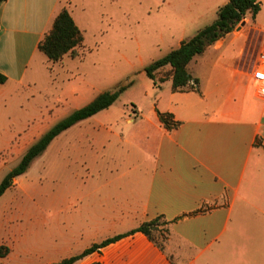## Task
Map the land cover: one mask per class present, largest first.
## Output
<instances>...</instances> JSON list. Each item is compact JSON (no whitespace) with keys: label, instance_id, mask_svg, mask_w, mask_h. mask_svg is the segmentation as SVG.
I'll use <instances>...</instances> for the list:
<instances>
[{"label":"crops","instance_id":"0c3cea01","mask_svg":"<svg viewBox=\"0 0 264 264\" xmlns=\"http://www.w3.org/2000/svg\"><path fill=\"white\" fill-rule=\"evenodd\" d=\"M259 1L256 17L248 14L189 64L199 92L174 91L171 80L155 85L159 111L172 114L178 129L169 132L158 115L147 119L136 110L138 132L125 138L104 127L99 113L52 142L64 155L66 145L55 142L71 134L80 158L69 156V146L67 158H55L51 193L33 184L17 190L20 198L35 197V205L11 204V190L0 199V248L10 250L0 264H57L159 216L170 222L164 250L136 233L74 264H264V95L253 78L264 48ZM229 2L163 0L159 11L171 14L162 16L163 28L180 38V47ZM64 8L63 0H7L1 6L0 73L8 81L0 84V118L12 115V102L21 96L9 86H23L39 44ZM31 108L18 114L22 129L38 115ZM90 120L98 125L77 128ZM11 128H0L1 149L15 140ZM113 137L122 157L110 151Z\"/></svg>","mask_w":264,"mask_h":264},{"label":"rangeland","instance_id":"374dc122","mask_svg":"<svg viewBox=\"0 0 264 264\" xmlns=\"http://www.w3.org/2000/svg\"><path fill=\"white\" fill-rule=\"evenodd\" d=\"M162 1L63 0V6L69 7L83 32L84 44L78 49L77 57L67 55L58 63L51 62L38 51L32 59L23 86L16 88L10 84L11 93L21 97L12 102V115L0 118V128L6 126L8 130L11 125L15 138L9 149L0 148V184L19 165L28 146L102 92L115 90L135 81L110 109L97 117L104 127L107 126L113 132L123 134V131L125 138H131L138 132V122L142 120L136 110L147 119L158 115L161 95L158 87L155 88L154 82L147 77L145 69L178 49L180 42V38L163 28L162 16H167L168 13L159 11ZM50 31L51 29L45 36ZM167 71L168 69H164L158 77H166ZM168 87L169 85H164V88ZM32 105L38 115L29 118L26 128L22 129L23 124L18 114L21 115L24 111L32 113ZM131 120L135 122L131 123ZM92 125L98 124L90 120L79 124L77 128ZM3 137V133H0V139ZM110 140L112 144H109V148L112 154H116L114 157H122L114 145L119 141L116 142L115 137ZM57 143L60 146L66 145L65 154L60 155V147L53 148L51 144L31 164L23 179L18 177L14 180L9 189L11 195L15 191L16 195L23 185L30 184L36 185V189L38 186L40 190L51 193L55 158H67L68 146L73 149L70 157L80 158L79 154L82 152L80 147L74 145L75 140L71 134L63 136L55 142ZM58 164L60 165L57 163L56 167ZM59 170L55 173L58 176L61 173ZM50 193L45 196H50ZM43 200L46 202V198ZM15 201L23 205H35L36 199L16 195L11 198V204H16ZM3 248V253L8 255L9 248Z\"/></svg>","mask_w":264,"mask_h":264},{"label":"trees","instance_id":"16d2710c","mask_svg":"<svg viewBox=\"0 0 264 264\" xmlns=\"http://www.w3.org/2000/svg\"><path fill=\"white\" fill-rule=\"evenodd\" d=\"M7 0H0L1 6ZM261 11L259 0H230V2L218 10L217 19L210 25L201 29L193 38L184 41L178 49L173 50L160 60H157L145 69V73L155 85L163 84L169 80L172 81L174 91L181 92H199L197 87L199 81L194 79L188 71L189 64L205 53V51L219 40L234 32L244 21L248 14L256 17ZM84 44L82 30L77 25L74 17L68 9L64 8L56 17L51 31L45 36L39 44L38 50L53 62L62 61L65 56L71 55L77 57L78 49ZM164 69H168L166 77H158ZM8 77L0 73V84H5ZM135 81L119 86L115 90H109L100 93L92 102L78 109L66 119L60 121L56 126L49 130L41 139H39L21 159L19 165L11 170L0 184V199L13 186L14 180L23 176L29 170L31 164L42 156L52 142L62 133L69 130L78 123L92 118L99 113L110 109L126 92ZM161 124L169 131L173 132L181 126L170 113L157 112ZM169 225L164 216H159L149 222H145L139 228L125 235L108 239L101 244L93 245L83 254L72 257L57 264H74L78 260L113 244L122 238L143 233L156 246L165 249V244L169 236ZM3 247L0 248V257H4ZM102 264V263H95Z\"/></svg>","mask_w":264,"mask_h":264},{"label":"built area","instance_id":"2783aa9c","mask_svg":"<svg viewBox=\"0 0 264 264\" xmlns=\"http://www.w3.org/2000/svg\"><path fill=\"white\" fill-rule=\"evenodd\" d=\"M253 78L258 91L260 94L264 95V48H262L259 53L257 66L253 72Z\"/></svg>","mask_w":264,"mask_h":264}]
</instances>
